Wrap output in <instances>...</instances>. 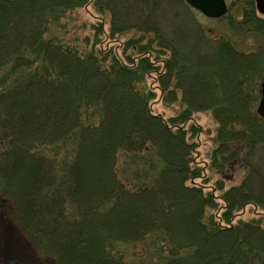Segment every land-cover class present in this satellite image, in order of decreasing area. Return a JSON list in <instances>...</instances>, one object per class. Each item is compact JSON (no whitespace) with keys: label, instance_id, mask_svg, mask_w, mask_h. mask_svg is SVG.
<instances>
[{"label":"trees","instance_id":"1","mask_svg":"<svg viewBox=\"0 0 264 264\" xmlns=\"http://www.w3.org/2000/svg\"><path fill=\"white\" fill-rule=\"evenodd\" d=\"M106 1L115 13L123 4ZM127 1L122 17L137 21L120 28L114 21L111 33H154L128 63L61 39V20L79 0H0V69L12 66L0 80L7 216L54 264H130L118 245L137 243L154 246V264H264V219L233 222L247 204L264 207V119L256 111L264 47L244 52L225 38L209 41L194 17L173 13L177 45L157 16L174 12L176 0H133L137 8ZM241 14L247 30L264 33L254 0H244ZM154 42L170 52L163 70L150 60ZM153 70L161 91L180 89L186 104L170 119L151 112L154 93L138 88ZM207 109L218 123L217 188L235 167L246 169L219 196L195 182L202 174L183 126ZM46 144L64 146L69 166L58 169ZM207 208L222 212L206 217Z\"/></svg>","mask_w":264,"mask_h":264},{"label":"rangeland","instance_id":"2","mask_svg":"<svg viewBox=\"0 0 264 264\" xmlns=\"http://www.w3.org/2000/svg\"><path fill=\"white\" fill-rule=\"evenodd\" d=\"M121 1L120 3L123 4L118 5L115 13V9H112L106 0L105 2H100L99 0H79V3L74 8L66 11L65 16L61 20L63 25L66 24V28L63 27L62 30L59 31L56 28L55 30L60 34L63 41L72 44L77 40V43L80 44L79 49L81 51L83 49H101L104 52L116 55V57L126 63L129 62L128 58H132L136 61L141 54L139 50L152 40L154 33L141 32L138 28L128 27L112 34L111 26L114 21L119 28L123 26L122 23H135L137 21V16L129 15L130 17L128 16V18L122 17V14L126 12L125 9L129 5L126 3L127 0ZM176 2V4L170 6L173 7L174 12L166 11V13H161L162 10H159L158 14L160 13V15H157L160 16V22L163 25L165 30H163V32L166 37L173 38L175 44L179 45L177 40L174 39L173 36H170L171 25L173 24L171 17L173 13H177L179 17L181 16L185 20H192L189 16L194 17L199 26L204 29L205 35L209 41L225 38L230 40L238 50L244 52L255 51L260 46L264 47V33L252 29L247 30V26L242 23L241 13L244 0H226L229 6L227 19L209 18L190 6L185 0H176ZM168 3L169 2L165 3L163 6L167 8L169 5L166 4ZM129 4H131L133 8H137L133 0H129ZM257 14H259L260 17L264 16V13L261 11H257ZM152 21H156V15H154ZM129 41L132 42L128 45L127 43ZM159 47L157 42H154L150 46V60L154 63L155 71L160 69L163 70L164 61L170 56L169 50L164 47ZM11 68V65H5L0 69V80H4L3 78L7 70ZM155 71L153 70L150 76H146L143 82L138 83V88L141 91L151 90L154 93V97L149 104L151 112L160 114L165 119H170L178 115L186 107V104L182 100L180 89H177L176 92L174 91L173 95L172 93L168 94L166 90L164 92L161 91L159 81L156 80L157 75ZM14 75L18 74L15 73ZM10 79L12 82L14 77ZM259 82L261 84L262 81ZM170 88H173L172 85ZM260 96L261 93L259 95V100ZM259 100L257 101V105ZM193 125L198 128L195 133H192L191 130ZM183 126L187 130L188 140L195 144L193 150V163L200 168L202 174L194 180L196 183L204 185L203 188L205 192L212 190L216 196H219L226 188L239 184L242 181L246 169L237 166L232 172V179L223 181L224 190L222 191V189L217 188V181L222 177L220 173L212 167L211 156L217 145L218 123L211 109L192 112L191 118L187 120ZM45 148L47 154L51 155L52 150L57 153L58 158H53L58 169L64 170L69 166L72 158L64 146L60 144H46ZM216 200L221 205L222 200L218 199V197ZM7 208L8 205L6 202L0 200V264H54L52 260L40 256L35 247L28 241L18 223L7 216ZM214 210L215 209L207 208L206 217L212 212L218 215L222 212V208L216 211ZM263 219V206L247 204L239 211L233 222L237 223L239 220L263 221ZM149 245L151 251L142 243L118 246L120 250L124 251L125 258L130 264H137V262L139 264L140 260L142 264H154L155 260L152 255L156 253V250L151 243H149Z\"/></svg>","mask_w":264,"mask_h":264},{"label":"water","instance_id":"3","mask_svg":"<svg viewBox=\"0 0 264 264\" xmlns=\"http://www.w3.org/2000/svg\"><path fill=\"white\" fill-rule=\"evenodd\" d=\"M191 6L208 17H220L227 11L225 0H186ZM258 9L264 13V0H256ZM261 98L257 106L259 115L264 118V79L260 87Z\"/></svg>","mask_w":264,"mask_h":264}]
</instances>
